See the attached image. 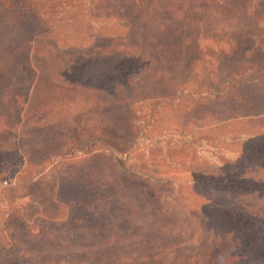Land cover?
I'll return each instance as SVG.
<instances>
[{
  "label": "rangeland",
  "instance_id": "obj_1",
  "mask_svg": "<svg viewBox=\"0 0 264 264\" xmlns=\"http://www.w3.org/2000/svg\"><path fill=\"white\" fill-rule=\"evenodd\" d=\"M11 4L24 5L0 0V48L8 52V64H17L20 37ZM127 6L129 28L104 24L106 37L97 36L94 43L61 45L70 63L62 64L56 55L36 58L43 73L32 81L26 124L32 121L30 134L49 126L51 144L41 148L24 139L32 164L19 173L13 169L21 165L18 139L0 133V264H166L162 256L172 250L199 253L200 264H207L212 240L225 256L235 244L231 251L237 259L264 264L258 259L264 256V227L256 232L258 221L248 220L249 226L234 215L242 204L264 209V183L256 178L264 170V0L220 5L158 0L156 19ZM125 32L134 45L129 50L120 47ZM12 70L24 84V100L29 75ZM4 73L1 68L0 85L8 79ZM41 105L47 114L37 123ZM153 109H158L153 128L131 151L134 121L148 120ZM22 110L1 109L10 125ZM168 128L178 130L160 137ZM55 135L70 140L73 150L114 145L117 157L136 174L122 172L109 156L84 162L82 151L68 162L74 166L43 163L45 152L60 147L51 142ZM72 167L85 182L92 209L76 212L77 219L66 225L48 224L58 173ZM232 232L234 242L227 239ZM173 235L193 239L178 252L170 245Z\"/></svg>",
  "mask_w": 264,
  "mask_h": 264
},
{
  "label": "trees",
  "instance_id": "obj_2",
  "mask_svg": "<svg viewBox=\"0 0 264 264\" xmlns=\"http://www.w3.org/2000/svg\"><path fill=\"white\" fill-rule=\"evenodd\" d=\"M24 3V5L15 7L14 4H11V10L13 11V24L17 26V34L20 37V42H18L17 53H18V63L9 62L8 52L4 51L3 47L0 48V69L5 68V73L7 76V81H3L4 84L0 85V133H12L18 139V142L15 143L16 148L19 149V155L21 154L20 166H16L13 169L15 172H25L27 171V166H31L32 162L29 160V157L26 151L23 149L24 139L31 140L35 143L36 146L44 148L49 143V139L46 138V132L49 126L42 125L36 127V129H32L33 133L30 134L28 132V125L30 120L27 122L30 117L26 114V110L31 102H29V93L32 92L36 81L38 78L40 79V75L43 73L41 68L38 67L35 63L37 57L47 55L53 56L56 55L57 60L63 63H70L68 60L66 61L65 56L61 54V50L63 49L61 45H71V44H82V42L88 41L94 43V39L97 36L106 37L105 33L102 31V25L104 24H120V27L123 29L129 28V19L127 17V3L132 4V12H140L143 17L148 15H152L153 18H158L159 14L156 11H159L158 8H154L157 4L158 0H151L150 5L145 6V0H19ZM147 1V0H146ZM172 1V0H171ZM189 3H196L198 1L209 2L212 1L217 2L219 5L223 3L225 0H184ZM6 4V3H5ZM156 7V6H155ZM148 10V11H147ZM57 23V24H56ZM165 24L162 25L164 28ZM119 41L124 42L120 44V47H126V49L134 48V45L131 43V38L129 36V32H125L123 36L120 37ZM200 38H197L198 42ZM146 40L149 42H153L152 38L147 37ZM183 39H180V42ZM188 40V39H186ZM155 41V40H154ZM127 43V44H126ZM175 44V43H174ZM44 45V46H43ZM100 47V46H99ZM109 48V47H108ZM62 55V56H61ZM11 56V55H10ZM75 57L71 58L74 59ZM10 67V68H9ZM13 68L18 69V71H22L23 76L29 75V79L27 83L31 84L27 87V95L24 100L20 93V88L24 84H20L17 82L16 75L14 74ZM6 69H10L6 71ZM54 72H50L49 75H53L55 77ZM59 78L64 79V74L59 73ZM32 81H34L32 83ZM2 83V82H1ZM69 86H73L72 83ZM64 87V86H63ZM223 89L222 91H218L220 97L226 92ZM168 100H175V98H169ZM41 105L37 111V123L42 122L43 119L46 118V107ZM3 107H7L8 109H23L19 113V117L16 119V123L10 125V122L7 121L6 115L1 111ZM157 110L153 109L149 114V119L146 120L145 117H138L134 121L136 125L130 129V133L134 134L137 132L135 136L134 144L131 151H135V147L139 144L140 138L145 137L147 132L153 128V125L156 122ZM139 112H137L138 114ZM140 115V113H139ZM16 116V114H15ZM14 116V118H15ZM145 118V119H144ZM13 119V118H12ZM146 120V121H144ZM32 122V121H31ZM30 122V123H31ZM27 126H26V125ZM25 125V126H24ZM54 128V127H53ZM181 128V127H179ZM178 130V128H168L160 137H165L166 135L173 134ZM48 135V134H47ZM51 136V134H49ZM54 136V135H53ZM56 136V135H55ZM52 140V139H50ZM52 144L59 145V149L57 151H53L51 153L43 154V163L51 162L52 164L57 163L61 165L60 162H66L67 164L74 166L73 163H68L71 159H74L76 152H81L84 156L83 161H90L96 157L109 156L112 161L119 167L122 172H129L132 174H136L134 171H130L126 166V161L118 158L117 152H115L114 145H106L105 148H96V149H87V150H78L71 146H74L70 140L58 139L56 136ZM93 145L99 144V141H94ZM105 145V144H104ZM130 151V152H131ZM122 154H125L123 152ZM82 161V162H83ZM65 163V164H66ZM67 169L66 173H58V181L56 182V187L53 188L52 197L50 200L51 205L55 209V213L51 216H48L46 213L47 223L52 224L54 226H63L67 223L75 221L76 212L85 210L90 211L92 207L90 206V201L86 198L88 195L86 190L83 189V185L85 182L81 180L74 172V170ZM256 178L258 182L264 183V170L260 168L257 172ZM68 191V192H67ZM258 190L253 191L256 195ZM68 194V195H67ZM264 195V193H263ZM227 210L222 208V213H226ZM238 219H245L246 225L251 226L248 220L258 221L259 224L256 232H260L261 228L264 227V209L263 211H256L252 209L249 205L242 204V206H238L236 212L234 214ZM225 217V216H224ZM33 221V220H32ZM256 224V225H257ZM256 227V226H255ZM205 226L201 227L203 231ZM50 230V229H49ZM232 231V230H231ZM31 232V231H30ZM40 233V231L38 232ZM264 233V232H263ZM50 235V233H49ZM235 233H228L227 239L230 242L235 241ZM171 239V247L178 249L179 251L184 250V245L187 244L188 241H179V238L174 237ZM112 240H115L113 237L109 239L108 243L110 244ZM213 243L214 245H211ZM209 244L211 247V253H207L205 256L208 260L207 264H252L251 261H245L237 259L235 257L236 253H233V247L235 248V244L228 251H226V256L221 253V247L216 246V242L212 240ZM108 244V245H109ZM161 246V245H158ZM167 247H170L167 245ZM170 247V249H172ZM104 251V250H103ZM197 250H193L192 252H196ZM190 252V250H189ZM188 251L183 253V255H175L174 250L168 252V256H162L163 260H166V264H180V260H183V263L190 264H200L201 261L199 253L198 254H190ZM233 253V254H232ZM181 254V253H180ZM184 254L189 255L185 256ZM210 254V255H209ZM209 256V257H208ZM220 257L217 261L215 258ZM264 256L261 262H263ZM93 258L89 257L88 262ZM155 260V258H153ZM172 260V261H171ZM196 261V262H195ZM253 261V260H252ZM87 261H81L79 264H85ZM55 264H61L59 262ZM64 264H71L69 260H67ZM263 264V263H258Z\"/></svg>",
  "mask_w": 264,
  "mask_h": 264
}]
</instances>
